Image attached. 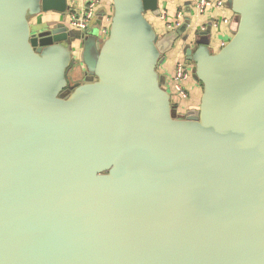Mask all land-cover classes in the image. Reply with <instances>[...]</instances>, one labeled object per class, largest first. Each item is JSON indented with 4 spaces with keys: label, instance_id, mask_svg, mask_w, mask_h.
Wrapping results in <instances>:
<instances>
[{
    "label": "water",
    "instance_id": "water-1",
    "mask_svg": "<svg viewBox=\"0 0 264 264\" xmlns=\"http://www.w3.org/2000/svg\"><path fill=\"white\" fill-rule=\"evenodd\" d=\"M111 3L97 38L32 32L66 0H0V264H264V0H226L214 52L159 37L160 0ZM178 37L186 114L158 72Z\"/></svg>",
    "mask_w": 264,
    "mask_h": 264
},
{
    "label": "crops",
    "instance_id": "crops-1",
    "mask_svg": "<svg viewBox=\"0 0 264 264\" xmlns=\"http://www.w3.org/2000/svg\"><path fill=\"white\" fill-rule=\"evenodd\" d=\"M87 1L95 0H66L67 9L65 12H58L56 10H49L42 12L41 15L34 18L35 21L44 24L54 25L55 23L62 20V22L68 27L70 31H75L70 28L69 25V11L68 10H82ZM98 4L96 5V10L101 16L111 15L112 13V3L111 0H96ZM196 1L197 0H160L159 7L161 11H166L167 21H173L176 17V13L182 12L187 15V25L185 26V31L183 34L189 36L187 42L193 41L195 34L201 31L209 32V45H212L214 51H217L223 43H225L234 33L235 26V15L225 4L224 7L216 9L212 12L205 14H198L196 11ZM148 20L154 25L159 37L164 34L176 31L177 29H170L168 25L160 18V15L155 16L151 12ZM223 18L229 19V22H222ZM67 19V20H66ZM214 21L217 25H214ZM105 23V21H103ZM96 23V21H95ZM98 24V23H97ZM181 37L175 42V45L164 54L163 64L158 68L160 75L165 77L169 76L174 70V65L178 61L184 60V55L182 53V41ZM186 42V43H187ZM185 43V42H184ZM81 77H75V81H82ZM186 87L189 90V100L193 105L198 106L201 96V89L196 85L194 81L189 80L186 83Z\"/></svg>",
    "mask_w": 264,
    "mask_h": 264
},
{
    "label": "built area",
    "instance_id": "built-area-1",
    "mask_svg": "<svg viewBox=\"0 0 264 264\" xmlns=\"http://www.w3.org/2000/svg\"><path fill=\"white\" fill-rule=\"evenodd\" d=\"M97 4L98 1L96 0L87 1L82 10H68L70 28L80 33L88 32L89 27L99 19L101 37L105 38L108 34L111 15L101 16L96 10ZM225 4L226 0H197L196 11L198 14H205L222 8ZM159 15L170 29H179L188 24L187 15L182 12L176 13V17L173 21H167L166 11H160ZM103 21H105V23ZM222 22L227 23L229 19L223 18ZM214 25H217L216 21H214ZM191 76V66L187 64L185 60L176 62L172 73H170L169 76L165 75L166 89L177 99V112L180 114H184L188 110L185 106L186 101L189 99V90L186 87V83L191 79ZM168 88H170V91Z\"/></svg>",
    "mask_w": 264,
    "mask_h": 264
},
{
    "label": "rangeland",
    "instance_id": "rangeland-1",
    "mask_svg": "<svg viewBox=\"0 0 264 264\" xmlns=\"http://www.w3.org/2000/svg\"><path fill=\"white\" fill-rule=\"evenodd\" d=\"M146 16H150L151 14L150 13H145ZM147 17V18H148ZM67 20V19H66ZM31 22V30L32 32H36L37 30H39L40 27H43L45 26L44 23H41V22H37L34 20V18H31L30 20ZM89 33H93L97 38H101V32H100V26L99 24L97 23H93L90 27H89ZM208 49L210 52H214L213 48H212V45H208ZM163 64V63H162ZM161 64V65H162ZM193 64V62H192ZM158 68H161V67H158ZM168 90L170 91V88H168ZM189 101V100H188ZM186 106V105H185Z\"/></svg>",
    "mask_w": 264,
    "mask_h": 264
},
{
    "label": "flooded vegetation",
    "instance_id": "flooded-vegetation-1",
    "mask_svg": "<svg viewBox=\"0 0 264 264\" xmlns=\"http://www.w3.org/2000/svg\"><path fill=\"white\" fill-rule=\"evenodd\" d=\"M68 28V27H67ZM73 32H78V31H73ZM79 33V32H78ZM74 37H72V39H73ZM102 38V37H101ZM180 41H182V40H180ZM182 43H183V45L185 44L183 41H182ZM79 44H80V41L79 40H77V39H75V40H73V43H72V46H73V48L74 47H78L79 48ZM175 45V44H174ZM183 45H182V47L181 48H183ZM184 55V54H183ZM184 57H185V55H184ZM184 60H185V62L187 63V64H189L190 66H191V69H192V62L191 61H188L186 58H184ZM161 65V64H160ZM159 65V66H160ZM72 72V71H71ZM71 72H70V74H71ZM70 74H69V77H68V82H69V84L70 85H73L74 84V82H76V81H73V77H71L70 76ZM191 81H194L195 83H196V85L201 89V86H200V84H199V82L193 77V74H192V76H191V79H190ZM83 81V80H82ZM82 81H80V82H82ZM189 100V99H188ZM186 101V108L188 109V110H191V109H193L194 107H197V106H195V105H193V103L191 102V100H189V101ZM177 108V107H176ZM187 110V111H188ZM187 111L184 113V114H186L187 113Z\"/></svg>",
    "mask_w": 264,
    "mask_h": 264
},
{
    "label": "bare ground",
    "instance_id": "bare-ground-1",
    "mask_svg": "<svg viewBox=\"0 0 264 264\" xmlns=\"http://www.w3.org/2000/svg\"><path fill=\"white\" fill-rule=\"evenodd\" d=\"M185 58V57H184ZM192 65V68H193V64H191ZM198 107V106H197ZM197 107H194L193 109H195V108H197Z\"/></svg>",
    "mask_w": 264,
    "mask_h": 264
},
{
    "label": "trees",
    "instance_id": "trees-1",
    "mask_svg": "<svg viewBox=\"0 0 264 264\" xmlns=\"http://www.w3.org/2000/svg\"><path fill=\"white\" fill-rule=\"evenodd\" d=\"M149 13V12H148Z\"/></svg>",
    "mask_w": 264,
    "mask_h": 264
}]
</instances>
